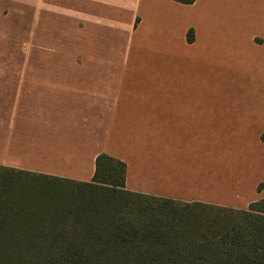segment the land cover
Wrapping results in <instances>:
<instances>
[{"label": "crops", "instance_id": "1", "mask_svg": "<svg viewBox=\"0 0 264 264\" xmlns=\"http://www.w3.org/2000/svg\"><path fill=\"white\" fill-rule=\"evenodd\" d=\"M59 34L57 59L0 55L1 167L90 183L105 154L131 192L264 198V0H59Z\"/></svg>", "mask_w": 264, "mask_h": 264}, {"label": "trees", "instance_id": "2", "mask_svg": "<svg viewBox=\"0 0 264 264\" xmlns=\"http://www.w3.org/2000/svg\"><path fill=\"white\" fill-rule=\"evenodd\" d=\"M126 173L105 154L90 183L0 166V264H264V198L183 203L128 191Z\"/></svg>", "mask_w": 264, "mask_h": 264}, {"label": "rangeland", "instance_id": "3", "mask_svg": "<svg viewBox=\"0 0 264 264\" xmlns=\"http://www.w3.org/2000/svg\"><path fill=\"white\" fill-rule=\"evenodd\" d=\"M3 5L0 0L1 10ZM8 11L5 9V14ZM10 12V19L1 15V56L59 58V47H63L59 41V0H15Z\"/></svg>", "mask_w": 264, "mask_h": 264}]
</instances>
